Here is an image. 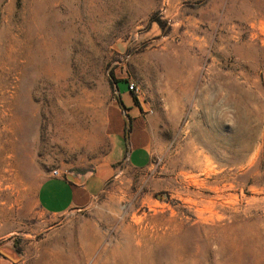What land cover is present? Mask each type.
Listing matches in <instances>:
<instances>
[{
	"label": "rangeland",
	"instance_id": "1",
	"mask_svg": "<svg viewBox=\"0 0 264 264\" xmlns=\"http://www.w3.org/2000/svg\"><path fill=\"white\" fill-rule=\"evenodd\" d=\"M130 81L151 165L45 214L49 175L115 151ZM0 258L264 264V0H0Z\"/></svg>",
	"mask_w": 264,
	"mask_h": 264
},
{
	"label": "crops",
	"instance_id": "2",
	"mask_svg": "<svg viewBox=\"0 0 264 264\" xmlns=\"http://www.w3.org/2000/svg\"><path fill=\"white\" fill-rule=\"evenodd\" d=\"M119 105L123 117H115L112 133L115 137V151L100 169L85 175H49L37 189V204L40 209L53 217L63 216L71 211H81L93 204L104 191L107 183L117 175L115 164L124 160L133 169L143 170L151 165L154 151V138L146 111L135 104L126 105L119 90ZM131 94V93H129ZM134 99V97H133ZM120 109V110H121ZM72 177V178H70ZM0 264H13L0 258Z\"/></svg>",
	"mask_w": 264,
	"mask_h": 264
},
{
	"label": "built area",
	"instance_id": "3",
	"mask_svg": "<svg viewBox=\"0 0 264 264\" xmlns=\"http://www.w3.org/2000/svg\"><path fill=\"white\" fill-rule=\"evenodd\" d=\"M128 90H129V92H131V93H137V91H138V88L136 87V85L133 83V82H129V85H128ZM53 176L54 177H59V176H61V172H59V171H55V172H53Z\"/></svg>",
	"mask_w": 264,
	"mask_h": 264
},
{
	"label": "trees",
	"instance_id": "4",
	"mask_svg": "<svg viewBox=\"0 0 264 264\" xmlns=\"http://www.w3.org/2000/svg\"><path fill=\"white\" fill-rule=\"evenodd\" d=\"M157 22L159 23L160 26L163 25L161 21L158 20ZM112 78L114 79V76ZM132 94H134V96H135L134 92ZM134 100H135V104L138 105L139 102H138V99L136 98V96H135Z\"/></svg>",
	"mask_w": 264,
	"mask_h": 264
},
{
	"label": "water",
	"instance_id": "5",
	"mask_svg": "<svg viewBox=\"0 0 264 264\" xmlns=\"http://www.w3.org/2000/svg\"><path fill=\"white\" fill-rule=\"evenodd\" d=\"M70 178H72V177H70Z\"/></svg>",
	"mask_w": 264,
	"mask_h": 264
}]
</instances>
